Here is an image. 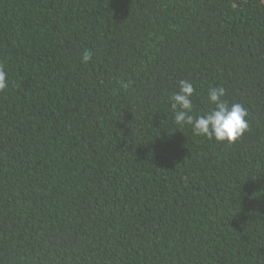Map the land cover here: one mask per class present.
Listing matches in <instances>:
<instances>
[{"label":"trees","instance_id":"1","mask_svg":"<svg viewBox=\"0 0 264 264\" xmlns=\"http://www.w3.org/2000/svg\"><path fill=\"white\" fill-rule=\"evenodd\" d=\"M0 65V264H264V0H0Z\"/></svg>","mask_w":264,"mask_h":264},{"label":"clouds","instance_id":"2","mask_svg":"<svg viewBox=\"0 0 264 264\" xmlns=\"http://www.w3.org/2000/svg\"><path fill=\"white\" fill-rule=\"evenodd\" d=\"M92 59L90 50H84L81 63L87 64ZM7 73L0 65V92L8 88ZM128 85L125 84L126 88ZM195 89L188 80H180L178 91L171 96V110L174 123L179 127L189 126L192 134L197 137L215 140L219 143H234L248 129V110L239 102L226 99L223 86L211 87L207 90V101L211 105L208 111L194 115L193 96Z\"/></svg>","mask_w":264,"mask_h":264}]
</instances>
